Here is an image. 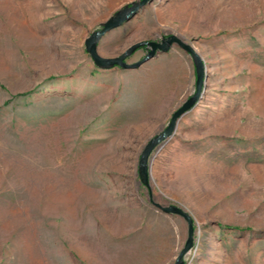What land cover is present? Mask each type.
I'll use <instances>...</instances> for the list:
<instances>
[{
  "label": "rangeland",
  "instance_id": "374dc122",
  "mask_svg": "<svg viewBox=\"0 0 264 264\" xmlns=\"http://www.w3.org/2000/svg\"><path fill=\"white\" fill-rule=\"evenodd\" d=\"M132 1L0 0V264H175L169 205L183 264H264V0H151L98 41L202 57L148 184L196 71L176 42L96 66L85 39Z\"/></svg>",
  "mask_w": 264,
  "mask_h": 264
},
{
  "label": "water",
  "instance_id": "95a60500",
  "mask_svg": "<svg viewBox=\"0 0 264 264\" xmlns=\"http://www.w3.org/2000/svg\"><path fill=\"white\" fill-rule=\"evenodd\" d=\"M151 0H136L125 4L122 8L117 10L112 16H110L106 21H104L100 28L94 30L86 39H85V47L86 50L91 55L94 63L99 68H111L115 65H121L123 67H135L138 66L142 61L147 60L153 57L158 51L166 52L169 50L171 45L176 42L183 49H185L192 57L195 71H196V83H195V91L193 94L177 109L173 112L171 119L168 125L156 134L153 138H151L148 143L145 145L140 159H139V175L141 181L145 184H148L149 178V158L152 150L155 146L166 137L170 136L173 132L178 119L186 113L193 104L199 100L200 94L203 88V81L205 78L204 75V63L202 57L198 53V51L190 44L182 41L176 35H170L167 38H164L162 42L148 41V40H140L131 45H129L126 50L117 57H105L102 56L98 51V41L100 38L108 31L113 28L121 25L124 21L131 18L141 7H143L146 3ZM142 45H150V49L147 54L138 62L133 64H128L124 61L125 57L131 54L137 47ZM166 212H174L184 217L188 224V236L185 241L183 248L179 251L176 256L175 264H183V256L191 249L193 245V233H194V225L191 216L175 205L163 206L161 207Z\"/></svg>",
  "mask_w": 264,
  "mask_h": 264
}]
</instances>
